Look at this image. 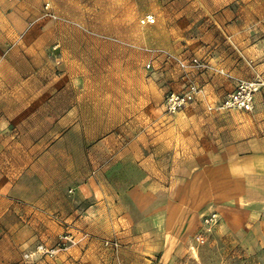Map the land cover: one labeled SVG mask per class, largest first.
<instances>
[{"label": "crops", "instance_id": "1", "mask_svg": "<svg viewBox=\"0 0 264 264\" xmlns=\"http://www.w3.org/2000/svg\"><path fill=\"white\" fill-rule=\"evenodd\" d=\"M45 1L48 0H0V167H25L7 193L0 190V229H7V215L16 214L23 222L29 217V223L38 218L52 224L53 237L63 229L78 228L86 234H95L101 228L117 236L123 246L118 257H87L85 252L45 258L35 264H145L150 237L143 229H147L144 227L151 218L154 220L155 216L159 222L162 219L167 225L165 228L180 225L191 218L199 204L212 198L223 205L245 209L252 216L264 212V89L255 95L250 113L207 111L208 106L222 102L237 82L264 81V0H190L189 5L194 7L193 38L189 41L186 59L197 58L207 69L178 70L173 92H182L189 83L196 84L201 93L189 107L202 109L184 110L181 116L205 118L209 124H218L219 136L213 146L217 144L220 149L217 154L220 162L212 167L213 171L204 173L203 180L219 181L222 194L213 197L207 190L198 197L192 187L199 179L193 162L197 154L180 153L179 165H189V168L175 169V206L154 213L143 208L142 220L125 213L118 205L117 193L105 191L102 182H77L61 176L67 172L63 167L75 162L71 152L81 153L78 160L94 165L102 166L108 161L123 165L129 161L132 143L109 142L93 135L114 132L121 137L134 130L128 122L134 117L133 99L126 96L133 91V57L128 56L131 52L125 49L126 78L117 90L109 84H96L95 80L84 78L72 83L69 78L55 76V66L68 69L75 63L83 72L78 77H84L87 62L91 60L87 55L97 53L100 48L85 46L83 37L71 51L66 44L69 32L59 24H42L50 20L43 17ZM162 34L169 40L160 50L175 51V38L182 36L180 30H163ZM59 42L61 49L54 55L51 48ZM139 42L141 49L147 48L145 38ZM71 53L77 57L71 58ZM162 60L166 69L167 63ZM76 85L74 92L72 88ZM113 91L114 99L110 95ZM118 94L123 96L119 98ZM192 147L189 145V150ZM184 148L179 143L174 145V150ZM86 151L96 155L87 156ZM107 152H110L109 159ZM71 184L77 186L69 189ZM183 185L184 191L189 187L185 193L181 192ZM68 189L74 190L79 202L89 200L90 206L77 209L70 203ZM104 206L110 207L109 212L102 210ZM13 228L15 232L19 226L14 224ZM78 233L77 236L81 235ZM13 239L12 254L3 249L0 264H34L19 256L16 247L22 242L18 235Z\"/></svg>", "mask_w": 264, "mask_h": 264}, {"label": "rangeland", "instance_id": "2", "mask_svg": "<svg viewBox=\"0 0 264 264\" xmlns=\"http://www.w3.org/2000/svg\"><path fill=\"white\" fill-rule=\"evenodd\" d=\"M45 2L50 4L52 12L61 20L44 18L50 20H45L42 24L46 22L59 24L69 32V41L65 43L71 47V51H73L72 47L83 41V37L85 46L100 48L97 53L87 55L91 60L87 62L84 77H78V73L83 72L75 63L68 69L55 66V76L69 78L72 83H78L84 78L95 80L96 84H109L108 86H113L117 90L118 84L126 78L125 49L131 52L128 56L133 57V74H131L133 91H129L126 96L128 99L132 96L133 99L134 117L128 122L130 121L129 124L134 126V130L131 134L123 133L121 137L114 132L93 135L109 142L118 140L132 143L133 148L128 150L129 161L123 165L115 162L110 164L109 161L102 166L94 165L78 160V157L81 159V153L78 155L71 152L75 162L69 167H63L67 172L61 176L66 180L77 182H102L105 191H110L113 195L117 193L118 205L125 213L129 212L133 218L142 220L140 215L143 208L147 212L154 213L175 206L173 204L175 169L189 168V165L180 166L177 156L180 153L189 154L191 151L192 154H197L193 162H196L197 166L194 167H197L199 179L192 183L196 194L199 197L210 190L213 197H220L221 183L203 180L205 172L213 171L212 167L219 165L220 162L217 157L220 149L217 148V144L213 146V142L219 136L218 124H209L205 118L181 116L184 110H201L202 108L198 106L189 107V105L174 115H167L163 111L165 95L176 90L175 79L179 69L167 60L164 69L162 60L164 57L149 52V50L164 49L162 46L168 44L169 39H165L163 30H180L182 36L175 38L177 41L175 51L169 53L186 59L189 41L193 38L191 15L194 13V7L189 5L190 0L177 3L176 0H48ZM145 15H152L155 23L140 25L139 20ZM143 38L147 41L148 49L139 47V41ZM61 45L60 42L54 44L51 48L52 52L60 50ZM70 57H77V54L71 53ZM149 62L151 66L146 69L145 65ZM131 75L128 74L130 77ZM72 89L76 92L77 85ZM110 95L115 98L114 91ZM122 96L118 94L117 97ZM177 143L185 148L174 150V145ZM191 144L196 151L189 150ZM86 154L87 156L90 154L91 157L96 155L93 151H86ZM106 157L109 159L110 152H107ZM22 168L0 167L1 191L6 190L7 193V189L19 176ZM58 175L60 176V173ZM75 185L71 184L68 188L72 189ZM181 188V192L185 193L189 187L187 186L186 191L184 185ZM69 189L67 196L70 195V203L77 209L80 210L81 206H90L89 200L83 199L79 202L74 190L70 193ZM73 200L78 202L73 203ZM109 208L104 206L102 210L109 212ZM185 208L188 210L187 205ZM211 212L218 214L219 223L212 232L207 233L202 226V217ZM246 212L245 209L226 206L212 198L207 203L199 204L191 218L188 217L180 225L173 224L165 228L166 223L162 219L159 222L154 216V220L151 218L144 227L147 229H143L150 237L149 249H146L148 254L144 255L148 258L145 264H264V212H260L259 216L258 214L252 216ZM23 220L16 214L6 216L7 229H0V254L3 249L12 254L15 234L22 242L18 247L15 246L18 248L19 256L34 264L45 258L53 259L62 254L78 255L85 252L88 254L87 257H118V252L122 250L120 239H116L117 236L109 233L108 230L100 228L95 234L90 232L86 234L84 230L78 228L63 229L53 237L52 224L48 225L38 218L32 223H29V217L25 218L24 222ZM14 224L19 226L15 232ZM78 231L81 232L79 236H77ZM65 232H69L73 238V249L52 256L37 252L40 245L48 249L54 247L59 236ZM4 236H6L5 246ZM84 239L87 241L83 242ZM107 241H117L118 250L105 246ZM88 242H92V245L88 246ZM119 257H122V254Z\"/></svg>", "mask_w": 264, "mask_h": 264}, {"label": "built area", "instance_id": "3", "mask_svg": "<svg viewBox=\"0 0 264 264\" xmlns=\"http://www.w3.org/2000/svg\"><path fill=\"white\" fill-rule=\"evenodd\" d=\"M43 17L50 18L52 20L57 19L56 15L52 12L49 3H44L43 5ZM154 23L155 18L152 15H145L139 20V24L142 26H147ZM149 52L158 53L168 62L171 61L174 63L176 67L183 72L207 69V65L199 61L197 58L183 59L163 50H149ZM150 66L151 63L149 62L145 65V68L149 69ZM261 89H264V81L260 79H255L250 82L239 81L237 82L234 90L227 94L222 102L215 106H208L207 111L224 112L229 110H237L250 113L253 111L254 97L261 91ZM200 93L201 89L194 83H189L186 85L182 92H169L163 99V111L167 115H174L191 105ZM69 192L71 193L72 190ZM218 223L219 216L216 212L208 213L202 217V226L207 233L212 232ZM73 245L74 242L71 234L69 232H65L59 236L54 247L48 249L43 245H40L37 248V252L52 256L58 252H65L69 250L71 247H73ZM105 246L117 251L119 248V243L117 241H107L105 242Z\"/></svg>", "mask_w": 264, "mask_h": 264}]
</instances>
